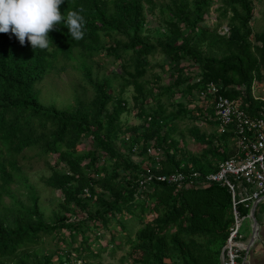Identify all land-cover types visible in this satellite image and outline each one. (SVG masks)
<instances>
[{
  "label": "trees",
  "instance_id": "trees-1",
  "mask_svg": "<svg viewBox=\"0 0 264 264\" xmlns=\"http://www.w3.org/2000/svg\"><path fill=\"white\" fill-rule=\"evenodd\" d=\"M145 2L155 8L152 0H64L62 15L79 11L85 18L84 38L72 40L61 24L49 32L52 43L46 50H34L27 40L21 46L14 35L0 33V264H54L55 254H42L40 243L45 237L60 240L64 230L70 233L65 241L76 254L91 253L88 233L101 229L111 233L113 220L128 237L131 264H222L233 225L229 190L220 185L188 189L153 183L149 192L141 191L139 181L146 172L135 156H147L154 141L164 149L166 122L158 111L146 109L143 99L138 108L142 132L122 125L127 113L124 84L144 77L149 58L161 54L172 77V83L162 88L170 101L178 94L199 95L215 84L249 117L264 119V100H255L252 93L254 86H264V32L250 27L254 18L250 0H167L162 7L166 34L154 31L146 36ZM216 4L218 20L228 21V34H220L221 24L214 29L205 26ZM104 54L120 63V74L114 76L123 83L118 93L111 80L93 77L89 64ZM76 60L93 91L92 100L76 97L68 110L43 105L37 86ZM187 65L197 70L188 71ZM193 80L199 83L192 84ZM138 90L142 93L140 86ZM179 109L182 114V104ZM198 113L202 115L201 110ZM122 138L123 143L129 138L126 153L120 150ZM86 139H92L93 149L79 153ZM233 140L231 129L211 139L207 152L189 160L184 155L177 158L175 147L164 150L167 159L161 162V171L153 168L152 173H214L220 163L235 156L236 149L229 147ZM27 151H37L47 163L57 157L45 185L61 194V202L49 218L36 195L30 196V204L13 195L12 185L21 172L17 159ZM241 210L247 214L243 206ZM76 211L86 218L72 221ZM146 215L152 219L146 220ZM132 219L142 224L134 240L124 223ZM116 240L109 234L110 242Z\"/></svg>",
  "mask_w": 264,
  "mask_h": 264
},
{
  "label": "rangeland",
  "instance_id": "rangeland-1",
  "mask_svg": "<svg viewBox=\"0 0 264 264\" xmlns=\"http://www.w3.org/2000/svg\"><path fill=\"white\" fill-rule=\"evenodd\" d=\"M155 8L145 2V35H153L154 31L160 34H166L165 15H163L162 7L167 3V0H152ZM191 1V0H190ZM254 10V18L250 24L251 29L255 33L264 32V0H250ZM219 5L212 7L211 12L206 16V27L210 29L217 28L219 24L220 34L224 35L228 32V21H221L218 13ZM150 67L144 77L136 82L130 80L124 84V99L127 104V113L122 117V125L132 128L135 131L142 132L143 120L138 116V108L144 99L146 101L145 108L158 111L165 119L164 134L168 137L164 150H169L175 147L178 157L184 155L186 160L190 157H199L209 150V141L215 137H219V132L212 124L210 114V103L199 100L198 93H194L191 98H183L179 94L169 100L162 92V88H167L172 83L169 67L165 64V59L161 54H156L149 58ZM63 62H59L61 66ZM94 79H109L114 83L116 93L123 88V83L114 76L120 74V63L115 62L113 58H108L105 54L95 58L91 64ZM80 61L76 60L73 64H69L64 72L49 74L43 83L37 86L40 91V102L45 106H54L57 110H68L75 105V98L78 97L82 101H90L93 98V91L84 77V73L79 70ZM188 71L197 70L196 66L187 65ZM125 80V79H124ZM198 80H193L192 84ZM141 87L142 93L138 87ZM253 92H256V97L264 98V86L255 87ZM183 105L182 114H179V105ZM198 110L202 111L199 115ZM210 121V122H209ZM198 137H203L204 141H198ZM123 143L121 139L120 150L126 153L129 145ZM152 143H155L152 142ZM229 147L234 150L232 142ZM93 149L92 139H86L83 145L78 147L79 153L87 152ZM18 166L21 170L17 174L15 183L12 185V191L15 198L24 203L30 204V196L36 195L40 207L43 208L46 218H49L53 212L57 211V206L61 202V194L55 192L45 185V180L52 176V168L57 162V157L48 159L38 155L37 151H27L18 159ZM136 164H141L142 168L153 169L155 162L147 156H140L134 159ZM162 167V165H161ZM101 191L98 189V193ZM10 200L6 198V204ZM262 205V204H261ZM260 208L264 207V204ZM264 213V212H263ZM76 215L72 218L76 221H81L86 216L80 211H76ZM140 214V213H139ZM259 216V214H257ZM152 216L146 215V220H151ZM74 220V221H75ZM145 220V223H146ZM127 226L129 236L132 240L135 234L142 227L139 220L132 219L124 222ZM249 220L244 221L241 234L244 233V228L248 226ZM111 233L108 230L101 229L89 232L92 242H89L88 248L90 252L79 255L73 250V247L67 245L70 233L65 230L61 232L60 240L57 238H43L40 243L42 254H55L53 263L60 264L58 255H61L62 264H76L82 260L83 264H131V259H127L131 254V246L128 243V237L122 233L121 225L116 220L110 225ZM83 228V227H82ZM85 231V228H83ZM113 232V233H112ZM100 233L99 236H97ZM109 234L116 236V241H109ZM96 236L98 239H96ZM67 240V241H65ZM81 242V238L78 237ZM69 242V241H68ZM77 242L75 246L80 247Z\"/></svg>",
  "mask_w": 264,
  "mask_h": 264
},
{
  "label": "built area",
  "instance_id": "built-area-1",
  "mask_svg": "<svg viewBox=\"0 0 264 264\" xmlns=\"http://www.w3.org/2000/svg\"><path fill=\"white\" fill-rule=\"evenodd\" d=\"M225 34H228L227 30ZM220 91L221 87L209 84L204 92L199 93L198 98L204 102L212 101L220 134L233 130L235 156L220 163L216 172L206 176L198 173L185 175L180 172L158 176L152 173V169H145L146 174L139 181V186L141 191L147 192L153 183H168L188 189H206L211 185H220L228 189L232 200L233 225L223 250L222 264H242L244 254L253 246L252 242L246 243L243 239V223L250 221L255 240L258 226L252 215L255 216L257 207L264 202V119L249 117L239 102L223 97ZM132 152L137 153V149ZM147 157L154 160L157 171H161V162L167 159L163 150L157 148L155 143L148 148ZM85 194L89 197L87 191ZM242 206L247 210L246 215L242 213ZM76 264H83L82 260Z\"/></svg>",
  "mask_w": 264,
  "mask_h": 264
},
{
  "label": "clouds",
  "instance_id": "clouds-1",
  "mask_svg": "<svg viewBox=\"0 0 264 264\" xmlns=\"http://www.w3.org/2000/svg\"><path fill=\"white\" fill-rule=\"evenodd\" d=\"M64 0H0V33L11 34L23 46L27 40L35 49L46 50L52 43L49 32L58 25L67 28L74 41L85 35V18L79 11L62 15Z\"/></svg>",
  "mask_w": 264,
  "mask_h": 264
},
{
  "label": "crops",
  "instance_id": "crops-1",
  "mask_svg": "<svg viewBox=\"0 0 264 264\" xmlns=\"http://www.w3.org/2000/svg\"><path fill=\"white\" fill-rule=\"evenodd\" d=\"M254 89H255V86L252 89V93H253L255 100H258V99L264 100V99H262L263 97H261V96H259L258 98L256 97L257 93L253 92ZM214 118H216L215 112H214V117H211L210 119H211V121L217 122V120H215ZM216 128L219 132L218 124H217ZM219 135H223V134H220V132H219ZM233 145L235 148L234 142H233ZM150 159H152V158H150ZM152 161H154V160L152 159ZM155 166H156V164H154V167ZM263 204H264V202L262 203V205ZM259 208H260V206H259ZM256 212H255V219L257 222V226H258L257 237L254 240L253 246L251 247L249 252L247 254H244L242 264H264V213H263L264 207L261 209H258V207H257ZM257 214H259V216ZM244 229H245L244 233L242 234L243 239L246 241V243L252 242L253 230H252L251 224L249 223L248 226H246Z\"/></svg>",
  "mask_w": 264,
  "mask_h": 264
},
{
  "label": "water",
  "instance_id": "water-1",
  "mask_svg": "<svg viewBox=\"0 0 264 264\" xmlns=\"http://www.w3.org/2000/svg\"><path fill=\"white\" fill-rule=\"evenodd\" d=\"M252 219H253V221L255 222V225L257 226V222H256V219H255L254 214L252 215ZM257 233H258V232H257ZM253 243H254V240H252V245H253Z\"/></svg>",
  "mask_w": 264,
  "mask_h": 264
}]
</instances>
